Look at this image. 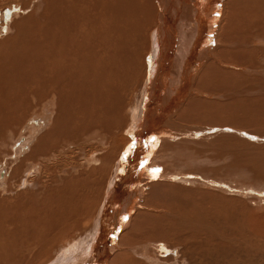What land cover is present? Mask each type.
<instances>
[{
    "label": "bare ground",
    "instance_id": "6f19581e",
    "mask_svg": "<svg viewBox=\"0 0 264 264\" xmlns=\"http://www.w3.org/2000/svg\"><path fill=\"white\" fill-rule=\"evenodd\" d=\"M223 1L43 0L39 21L20 4L0 37V147L13 150L0 148V264H159L155 248L177 260L190 230L217 213L212 200L233 203L235 193L264 235V188L198 169L188 151L238 135L264 146V133L236 123L245 116L216 111L233 88L227 73H264L251 29L264 1ZM87 24L105 26L109 47L93 28L87 37ZM99 46L116 62L101 63ZM212 73L231 86L213 89ZM241 94L219 107L250 97Z\"/></svg>",
    "mask_w": 264,
    "mask_h": 264
},
{
    "label": "rangeland",
    "instance_id": "374dc122",
    "mask_svg": "<svg viewBox=\"0 0 264 264\" xmlns=\"http://www.w3.org/2000/svg\"><path fill=\"white\" fill-rule=\"evenodd\" d=\"M8 1H14V2L10 3V5H9ZM28 1H25V3L23 2L24 4L23 3H20V4H22L23 6L27 5L29 8H27L26 11L27 12L28 11L33 12V14H35L34 15L35 17L38 15L43 16V13L41 14V12L43 11V7H44V5H42V4H44L43 0H34V2L39 5V7L36 6V8H35L36 4L34 2H33L32 6L31 5L29 6ZM224 3L221 4L222 11H223L224 6H225ZM20 4L16 3L15 0H0V37L7 33L6 29L8 30V27H9L8 23L10 24V22L12 20L15 21L13 18L20 11V8L22 6ZM189 4H187V6H189ZM257 7H258V5L256 6V9H257ZM41 9H42V11H41ZM251 9H253V7H251ZM33 10H35L37 14ZM38 11H41V12L39 13ZM256 13H255L254 21L253 20L251 21V24L253 25L251 27V29L254 30L253 33L255 32L254 33V46L257 49L259 48V49L264 50V48H262V46H264V19H263L264 18V15H263L264 10L263 11L259 10L260 16ZM38 19L40 20L39 16L37 18V21H39ZM92 19H94V18H92ZM257 22H258V24H257ZM34 25H36V24H34ZM87 25L88 26H85V29H84L85 31L90 26L89 24H87ZM95 25H97V24H95ZM99 25L100 24L98 23L97 26H99ZM97 26H95V27H97ZM95 27H94V25H92V27H89V29L86 32L88 34V31L90 30V28L94 29V31L92 29L89 32L90 35H91L92 31L98 32L97 34L99 35V38H97L98 39L97 41H100V44H102L101 46L103 47L108 40L107 41L104 39L102 40V37L100 38V36H101V33L104 32L103 30L107 31V29H104L105 26L104 27L102 26L103 28L99 27L100 30L98 29V27L95 29ZM99 31H100V33H99ZM89 34L87 37L90 36ZM104 36H105V34H104ZM256 41H258V42H256ZM89 42H87V47H89V48L86 50V52H89V49H91V45L94 44L93 42L91 44V41H89ZM107 44L109 45V43H107ZM107 44L105 46H107ZM101 46H99V49H102ZM107 47H109V46H107ZM110 47H112V49L109 48L110 49L109 50L108 48H106L105 50L108 49L107 51L112 52V54H113L114 51H113V46H111V44H110ZM170 49H171V46H166V57H165V59L167 61H169L171 64H173V61H174L176 55H170L167 52V50H170ZM105 50L103 48L102 50H100L101 52L98 51L99 54L98 55L96 54V58L98 60H101V63H104V62L107 63V61H108L107 59H111L110 62L112 63L114 61V59L112 58V56L110 57L111 53H108V52L105 53L106 52ZM113 55H115V53ZM106 56H108V58L104 59ZM112 59H113V61H112ZM154 59H156V57H155V55H152V61H155ZM114 62H116V60ZM155 62H157V61H155ZM85 63H84L85 67H87V68H88V65L89 66L93 65V64L90 65L91 62L89 64H87V61H86ZM107 64L112 65V64H109V62ZM107 64H106V66H107ZM236 69H238L240 72H247V71L250 72L248 65L237 64ZM256 69H261V68H259L257 66ZM163 74H165V73H163ZM212 74H213V78H211V79H212L213 89H218V88L220 89V88H222V85H223V89L224 88L228 89L229 86L233 85L232 91H231V89H228L225 91V93L221 94L223 96L226 95V99L231 98L233 96L232 93H237V95L242 96L241 91H242V93H249L248 95L250 96V97L244 98V99L238 98V101H236L237 103L235 101L229 100L230 103L228 102L229 103L228 104L226 102L227 104L225 105L224 108H223V106L219 107L220 104H223L224 101L226 100L224 98L223 100L218 101V102H220L218 104L219 109L216 107V111L217 112L220 111L219 113H222V114H227L225 112V110H226L225 108L228 106V108H227L228 111L229 112L233 111V112H230L229 114H232L235 117V119H238V116H245V118L241 117V119H240L241 121L240 120L236 121V123H239V124L242 123V125H240V126H243V128H244L242 131H245V130L249 131L250 130L252 132H256L257 134L264 133V131H263L264 130V102H263L264 101V90H263L264 89V73H232L233 75L231 73H227L226 75L228 76V79L230 80L231 85L225 83L222 80L221 73H212ZM214 74H215V76H214ZM229 74H231V75H229ZM167 75H171V73H167ZM217 75L221 79L219 77H217ZM255 79H257V80H255ZM213 81H214V83H213ZM217 81H218V84L215 83ZM219 82H220V84H219ZM221 82H222V84H221ZM259 88H261V89H259ZM254 89H256V90H254ZM250 93H251V95H250ZM257 94L259 95V98H256L258 96ZM252 95H254V97ZM249 99H251V100H249ZM259 100H261V101H259ZM248 101L252 104L251 107H249L250 105H249ZM231 102H233V105L235 104L236 106H233L231 104ZM160 105H163V104H160ZM229 106H230V108H229ZM221 108L224 109L223 112H221V110H222ZM241 108H244L243 111ZM244 110H246V111H244ZM247 110L250 114L247 113ZM238 111L240 114L238 113ZM243 112H245V113L243 115H241ZM254 112H255V114H254ZM251 115H252V117H251ZM242 118L244 120L247 119L249 121V123H247V120H246V122L244 120H242ZM243 121H244V123H246L245 125H244ZM233 122L231 121V123H230V121H227L228 124H234ZM203 123H205V122H203ZM225 127H227V125L224 126V128ZM249 127H250V129H249ZM241 128L242 127H237V129H241ZM138 131L139 130H137V132ZM213 134L214 133H211V136H213ZM3 135L5 136L6 134H3ZM214 137L217 138L218 135H215ZM236 139H237V141H236ZM3 140L1 141L2 145L4 144ZM242 140H243V142H242ZM244 141H246L245 137L238 135L236 138L233 137V139L232 138H226L223 143L219 144V146L216 145V146H213L212 148L206 146V147H204V149H203V147H201V149H200V148H198L199 146L197 148L195 146H192L191 147L192 150H188V151L191 155H193L195 157L199 156V163H198L199 167L197 166L198 169L213 172V173H215V175L217 177H221L222 179H227V177H230L231 179H233L232 176H234L238 180V183L244 184V186H246V185L255 186V187L258 186L257 187L258 189H263L264 188V167H263L264 166V146H262V144L257 143V142L251 144L250 141H249L250 143L247 144V141L246 142H244ZM229 143H231V144H229ZM2 145H1V147H2ZM253 145H256V147ZM5 147H7V146L4 144L5 150H9V151L11 150V152L13 151L12 148H9V147L5 148ZM193 147H195V148H193ZM205 148H207V149H205ZM218 149H220V151ZM223 150L225 152H223ZM233 151H234V153H233ZM0 152H1V150H0ZM157 152L161 155L159 150H157ZM157 152L155 151L156 154H157ZM162 157L165 158L166 160L168 159V157H166V156H162ZM129 159H126L125 162L129 161ZM195 162L196 161H191V163H195ZM139 164H141L140 161L138 162V165ZM217 168H219V169H217ZM123 170H125V172L127 171V169H123ZM219 173H220V175H219ZM176 184H179V183H176ZM206 189H209V188H206ZM118 190L119 191L121 190V184H119ZM237 193H239V192H237ZM172 194L174 195L173 192H172ZM231 195H235V197H234L235 202H233V203H231L230 201L226 202L225 200L223 203L222 202H216L217 200H215V199L212 200V198L206 197L205 201L207 203L209 202L208 205L213 203L211 205V206H213V208L211 207V210L216 209L215 211H217V213H212V215H210V212L208 214V211H207L208 216L210 215L212 218L210 216L208 217L209 219L205 218L206 220H205V224H204L205 225L204 229L206 232L203 231L204 229L202 230V232L196 228L195 229L193 228L192 230H190V232L192 233V234H188V239H189L188 241H190V244H188L189 242L187 241V243H185V245L188 244L187 246H190L191 248L189 247V249L188 248L182 249V250H187L185 252V255H187V256H184L180 252L181 248H177V249L175 248L174 250H176V254L178 253V251L180 253V254L178 253L177 260H173V259L170 260L171 256L168 255L169 253H170V255L175 253V251H171V250H173V248H164V249L155 248V249H153V252L155 253L156 258L159 259V262H160L159 264H166V263L167 264H264V235H262L259 232V230H260L259 228H255L256 231L252 230L253 227H251V225L249 224V222L247 220V214H248V207L247 206L248 205L247 204L245 205V203L242 202V199L240 197L236 196L238 194L235 193V194H231ZM189 196H188L189 200L191 198L192 199L194 198L193 195H191L190 198H189ZM195 198L192 200L193 202H195V200H196ZM209 198L213 202L210 203ZM217 204L219 206L218 209L222 208V209H220V212L217 208H214V206L217 207L216 206ZM220 204H222L223 207H222V205L220 207ZM257 210L262 211L264 209L263 208H259V209L257 208ZM221 211H222V213H221ZM162 213H164V211ZM196 213H198V210ZM221 217H222V219H221ZM216 221L217 222L220 221V222L217 223ZM213 222H215V223H213ZM206 224L208 225V228L210 230H208V228L206 227L207 226ZM211 225H213V226H211ZM201 226H203V225H201ZM219 226H220V228H219ZM249 227L252 229L250 230ZM218 228L220 231L218 230ZM181 229H182V226H181ZM212 229L215 231H212ZM113 231H115V230H113ZM257 232L260 233L261 235H259ZM191 241H192V243H191ZM87 249H88V246L86 248H84V252L87 251ZM100 249H101V247L100 248L97 247V248H95V251L97 250L99 252ZM166 250H167V252H166ZM95 251H94V253H95ZM111 251H110V255L112 256ZM147 251L150 252L148 249H147ZM84 252H83V254H84ZM162 255L164 256V258ZM138 258H140V257L138 256ZM166 258H167V261H165ZM143 259L144 258L141 257V261ZM144 261H145V259L142 262H144ZM174 261H175V263H174ZM124 264H128L127 261H124Z\"/></svg>",
    "mask_w": 264,
    "mask_h": 264
},
{
    "label": "snow or ice",
    "instance_id": "6c2138e0",
    "mask_svg": "<svg viewBox=\"0 0 264 264\" xmlns=\"http://www.w3.org/2000/svg\"><path fill=\"white\" fill-rule=\"evenodd\" d=\"M243 135V134H242ZM251 139H256V137H251ZM129 147H131V146H129ZM154 171H159L158 169H156V170H154ZM125 219H126V217H125Z\"/></svg>",
    "mask_w": 264,
    "mask_h": 264
}]
</instances>
